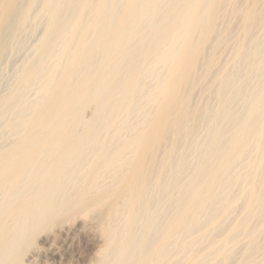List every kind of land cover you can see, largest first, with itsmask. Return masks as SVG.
I'll return each instance as SVG.
<instances>
[{
	"label": "bare ground",
	"instance_id": "bare-ground-1",
	"mask_svg": "<svg viewBox=\"0 0 264 264\" xmlns=\"http://www.w3.org/2000/svg\"><path fill=\"white\" fill-rule=\"evenodd\" d=\"M42 4L0 99V264H264V0Z\"/></svg>",
	"mask_w": 264,
	"mask_h": 264
},
{
	"label": "rangeland",
	"instance_id": "rangeland-1",
	"mask_svg": "<svg viewBox=\"0 0 264 264\" xmlns=\"http://www.w3.org/2000/svg\"><path fill=\"white\" fill-rule=\"evenodd\" d=\"M19 1V0H18ZM24 1V2H22ZM29 0H21V2H18V9L20 8H25L22 9V11L24 10L25 12L27 11V13L24 12V14L27 16L24 18L22 16H24L23 13H21V17L19 19V11L18 9H16L18 11V16L16 15V11L15 8L13 9L15 12L14 15H16L15 19H17L18 23H15L16 21L14 19H11L12 21L8 22V20H10L9 18H11V14H13L11 12L10 17L7 19V24L9 27H6L7 25L4 24L5 29H7V32L9 31V33L11 34H6L4 32V29L2 31V33L4 32V34H6L7 36H5V41H4V37L2 35L3 38H1L0 41V99H2L8 92L9 90L14 86L15 82H16V76L19 74L18 72H20V70L24 67L25 64H27L29 61H31V58H33V54H34V50L37 45L36 42L38 43L39 38H41L42 33L44 32V28L46 26V15L45 13L41 14V12H43L41 9L43 7V0H35V2H27ZM26 3V4H24ZM28 3V6H27ZM32 6V7H29ZM27 8V10H26ZM32 8V9H30ZM29 9L31 10L29 13ZM21 11V12H22ZM41 11V12H40ZM29 13V14H28ZM27 18V19H26ZM24 19V20H23ZM26 19V20H25ZM23 20V23H22ZM12 22V23H11ZM10 23V24H9ZM13 23H15L16 25H12ZM20 23V25H19ZM19 26H18V25ZM3 27V28H4ZM38 40V41H37ZM3 42V43H2ZM3 47V48H2ZM2 48V49H1ZM30 59V60H29ZM1 135V134H0Z\"/></svg>",
	"mask_w": 264,
	"mask_h": 264
}]
</instances>
